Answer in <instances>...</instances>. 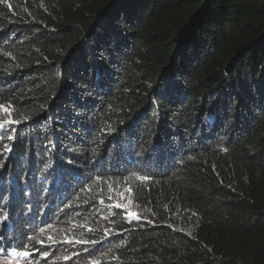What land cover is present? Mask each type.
Instances as JSON below:
<instances>
[{"label": "trees", "instance_id": "16d2710c", "mask_svg": "<svg viewBox=\"0 0 264 264\" xmlns=\"http://www.w3.org/2000/svg\"><path fill=\"white\" fill-rule=\"evenodd\" d=\"M0 105V256L264 264V0H0Z\"/></svg>", "mask_w": 264, "mask_h": 264}, {"label": "rangeland", "instance_id": "374dc122", "mask_svg": "<svg viewBox=\"0 0 264 264\" xmlns=\"http://www.w3.org/2000/svg\"><path fill=\"white\" fill-rule=\"evenodd\" d=\"M9 147V144L6 148ZM8 151H5L6 154L11 155L12 151L10 150V147L8 148ZM52 199V196L50 197L49 200ZM114 206H118V205H110L111 208H113ZM127 210V205H125L124 208L121 209V211H126ZM131 210V209H130ZM130 217V216H128ZM127 217V218H128ZM103 222L109 221V219L106 216H103ZM38 219V217H37ZM42 219L41 217L38 219V222H40ZM110 226L111 228H113V225H109L108 223H104L101 227H99V231L102 230L105 234V237L107 238V240H111L112 233H111V229L108 227ZM44 226L41 227V230H43ZM40 229V228H39ZM88 233L91 235L92 233H94L93 231L87 230ZM115 234V233H114ZM119 234H115V236H117ZM57 240L54 239V241L49 240V239H45L43 238L41 241H38L39 246L42 248L40 251L35 252L36 253V258H34V261L31 258L25 257L23 256H19L18 254L16 255H8V256H0V264H45L46 260L47 263L46 264H63L61 263V256H55V251L54 249L56 248V246H54L53 244L58 243L56 242ZM60 241V240H59ZM42 260H45V262H42ZM65 260H67V257H65ZM66 264H72L70 262L66 263Z\"/></svg>", "mask_w": 264, "mask_h": 264}, {"label": "snow or ice", "instance_id": "6c2138e0", "mask_svg": "<svg viewBox=\"0 0 264 264\" xmlns=\"http://www.w3.org/2000/svg\"><path fill=\"white\" fill-rule=\"evenodd\" d=\"M0 110H3L5 113L8 112V109L4 105H0ZM18 122L19 121H15V120H0V130L5 129L11 123H18ZM11 138L12 137L9 136V139H11ZM23 255L25 257H27L29 255V253L28 252H25Z\"/></svg>", "mask_w": 264, "mask_h": 264}, {"label": "clouds", "instance_id": "9594fccd", "mask_svg": "<svg viewBox=\"0 0 264 264\" xmlns=\"http://www.w3.org/2000/svg\"><path fill=\"white\" fill-rule=\"evenodd\" d=\"M8 255H16V253H10V254H8ZM28 258H31V256L29 257V255H28Z\"/></svg>", "mask_w": 264, "mask_h": 264}]
</instances>
